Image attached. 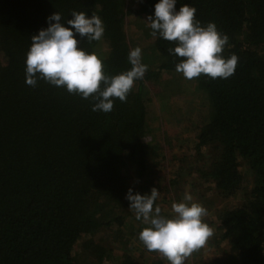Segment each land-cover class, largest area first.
Returning a JSON list of instances; mask_svg holds the SVG:
<instances>
[{
  "label": "trees",
  "instance_id": "16d2710c",
  "mask_svg": "<svg viewBox=\"0 0 264 264\" xmlns=\"http://www.w3.org/2000/svg\"><path fill=\"white\" fill-rule=\"evenodd\" d=\"M158 2L141 0L125 11V0H0V264H105L110 251L92 237L114 221L124 225L119 210L131 178L133 194L158 188L148 161L153 148L146 139L143 81L176 71L180 58L168 52L174 42L154 38L147 25L159 69L136 80L127 101L115 99L109 113L92 111L91 98L44 80L34 88L25 82L31 37L48 27L53 13L66 27L73 10L101 17L102 39L85 38L79 47L96 51L105 74L114 76L131 69L124 16H154ZM184 4L229 37L226 58H239L227 79L194 78L210 107L193 143L197 151L211 149L202 176L219 195L242 197L239 205L216 211L215 240L228 249L204 264H264V0H177V10ZM243 164L252 176L249 188L242 187ZM146 226L140 223L131 236L140 242ZM84 236L91 237L78 256L75 246ZM122 249L119 264H136V249Z\"/></svg>",
  "mask_w": 264,
  "mask_h": 264
},
{
  "label": "clouds",
  "instance_id": "9594fccd",
  "mask_svg": "<svg viewBox=\"0 0 264 264\" xmlns=\"http://www.w3.org/2000/svg\"><path fill=\"white\" fill-rule=\"evenodd\" d=\"M176 2L159 0L154 6V16L149 15L146 20L154 38L158 34L174 42L175 47L168 52L180 58L176 71L188 80L201 74L211 79L231 77L239 58L235 54L227 58L223 55L229 37L214 22L204 25L197 20L194 7L184 4L177 10ZM47 19L48 27L31 37L25 60L26 84L34 88L38 80H44L83 99L91 98L95 101L94 112H111L115 99L126 102L135 81L142 80L148 71V66L142 63V49L130 50V70L107 75L99 54L79 47L85 38L88 42L102 39L105 26L99 15L93 12L89 17L83 11L73 10L71 19L66 21L68 27L59 12ZM159 195L156 187L150 194H133L131 188L126 194L135 218L147 225L140 231L139 240L149 252L158 253L169 264H185L214 234V229L204 221L207 209L186 192L181 202L172 203L171 215H163L161 206L156 204Z\"/></svg>",
  "mask_w": 264,
  "mask_h": 264
},
{
  "label": "rangeland",
  "instance_id": "374dc122",
  "mask_svg": "<svg viewBox=\"0 0 264 264\" xmlns=\"http://www.w3.org/2000/svg\"><path fill=\"white\" fill-rule=\"evenodd\" d=\"M141 0H125L124 10L138 7ZM145 16L127 14L123 18V30L129 49L140 47L142 49V63L148 66V71H157L161 57L154 47V38L148 32V24ZM143 95L145 96L147 112L148 144L153 148L148 155V161L154 165L151 177L158 186L159 201L163 215H171L173 202H181L185 193L192 195L194 202L200 203L207 209L204 221L214 229L213 236L205 247L194 252L185 264H204L228 246L222 242L217 244L216 211L222 208H232L242 201L241 192L224 197L214 189V184L207 183L202 170H206L211 149L202 148L196 150L193 143L195 133L209 116V101L206 94L196 87V80L184 78L177 71H164L150 80L143 81ZM138 82L134 83L137 88ZM242 187H250L252 176L245 165ZM177 179V180H175ZM174 185H170L172 181ZM174 181V182H175ZM171 182V183H170ZM130 188L134 192V178H131ZM127 194V193H126ZM121 214L125 213L124 225L115 221L113 225L104 227L92 237V241L109 249V258H105V264H119L120 256L124 249L130 245L136 249V264H151L152 261H160L161 264H169L158 253L149 252L144 245L136 241L131 233L135 232L142 220L138 221L128 206L126 196L120 207ZM131 231V232H130ZM91 236L83 237L75 246V254L84 256V243Z\"/></svg>",
  "mask_w": 264,
  "mask_h": 264
}]
</instances>
